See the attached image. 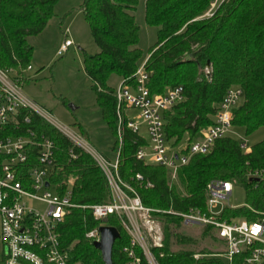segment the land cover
<instances>
[{
	"label": "trees",
	"instance_id": "16d2710c",
	"mask_svg": "<svg viewBox=\"0 0 264 264\" xmlns=\"http://www.w3.org/2000/svg\"><path fill=\"white\" fill-rule=\"evenodd\" d=\"M60 0H0V65L3 68H26L32 59L33 46L28 38L44 30L55 16ZM147 0L145 22L157 28V42L148 51L145 69L150 74L149 90L162 94L168 88H184L185 100L166 112V138L177 146L188 136L200 137L213 123L218 106L230 87L242 89L245 100L233 110V127L243 128L246 135L264 127V0ZM139 0H84L80 6L90 25L91 36L99 48L94 55L84 54L83 70L92 81L96 105L115 138L112 150L119 149L118 119L114 88L107 84L110 75L120 79L132 77L141 63L143 53L136 47L139 27L134 12ZM210 13V15H207ZM206 68H209L207 74ZM28 112L23 110L22 115ZM30 122L21 130L31 129L37 137L47 136L54 143L57 173L53 179L62 184L73 179L74 202L86 205L112 201L110 185L93 157L57 131L49 122L29 113ZM14 132L12 134H20ZM123 139L118 158V174L131 184L143 205L165 211H205L206 186L211 181H229L246 191V207L225 209L223 218L241 216L254 221L264 212V138L244 153L240 143L231 138L215 141L207 154L193 156L178 169L177 185L170 173L158 166L146 165L135 159L143 139L123 127ZM77 158L71 160L70 149ZM259 171L260 177L251 173ZM141 174L153 188L137 181ZM64 185V186H63ZM164 225V247L154 249L160 264H225L221 257L204 256L196 260L194 250L171 251L172 235L180 246L189 245L173 230L180 218L161 213ZM112 225L120 233L112 249L113 264H124L120 250L130 243L116 216L95 221L87 211L74 210L60 229L63 246L71 247L75 260L86 264H104L100 251L85 239L96 224ZM214 234H210L211 232ZM204 235L221 242L214 231L205 227ZM182 242L184 244H182ZM223 245V243L221 242ZM199 254H214L203 249ZM237 256L234 264H239ZM146 264V263H143Z\"/></svg>",
	"mask_w": 264,
	"mask_h": 264
},
{
	"label": "built area",
	"instance_id": "2783aa9c",
	"mask_svg": "<svg viewBox=\"0 0 264 264\" xmlns=\"http://www.w3.org/2000/svg\"><path fill=\"white\" fill-rule=\"evenodd\" d=\"M73 44L71 40H66L59 46L56 55L67 52ZM145 62L137 67L132 77L122 79L118 88L114 89L119 149L113 161L102 157L68 127L57 124L26 96L22 84L31 65L26 68H3L0 65V264H86L75 260L71 247L63 246L61 241L62 225L78 209L87 211L95 221L110 216L118 218L130 239V243L120 250L125 258L124 264H160L158 255L163 257L164 254L159 252L156 255L153 251L161 248L163 241L161 227L152 218L156 213L174 214L186 226L209 227L214 231L223 243V250L217 255L195 254L196 260L212 256L223 258L225 264H234L235 258L241 256L239 264H264V212L257 213L254 221L241 216L222 217L225 209H252L246 204L230 205L235 186L233 182H209L205 188L206 210L190 209L184 213L147 208L135 188L119 177L118 158L123 127L143 139L135 152V159L166 169L172 178H177L178 169L188 164L193 156L209 153L216 140L237 136L232 124L233 110L245 97L240 87L233 86L224 94L213 123L204 128L200 137L190 140L186 136L177 146L168 142L166 112L183 103L186 99L184 88L176 86L168 88L165 93L151 95L148 84L150 74L145 69ZM127 109L137 111L136 116H127ZM23 110L28 114L21 116ZM29 113L58 128L57 131L63 133L74 146L94 158L109 182L112 201L94 205L74 202L73 179L64 181L66 187L60 192L63 183L53 179L57 173L53 141L47 136L37 137L31 129L21 130L30 122ZM143 125L147 130V139L140 131ZM20 131L22 133L12 134ZM240 147L244 153L251 150L247 140H243ZM69 156L71 160L77 158L73 148ZM262 174L259 171L251 173L253 177ZM135 177L145 188H153V184L141 174ZM102 226L109 225L96 224L85 233V239L91 243L100 241Z\"/></svg>",
	"mask_w": 264,
	"mask_h": 264
},
{
	"label": "rangeland",
	"instance_id": "374dc122",
	"mask_svg": "<svg viewBox=\"0 0 264 264\" xmlns=\"http://www.w3.org/2000/svg\"><path fill=\"white\" fill-rule=\"evenodd\" d=\"M83 1L60 0L54 8L55 16L48 21L44 30L40 34L28 38L33 46L30 61L31 70L24 75L25 80L22 88L26 96L45 111L48 117L56 121L57 124L68 127L71 132L77 133L88 146L93 147L102 157L113 161L116 155L112 150L115 138L96 105L92 81L83 70L84 54L89 56L99 52V48L91 36L90 25L86 22L85 15L80 9ZM146 1L139 0L134 12L135 23L139 27V42L136 47L143 53L142 60L148 56V51L158 39L157 28L149 26L145 22ZM221 1L223 0H215L212 3L213 7ZM66 40H71L74 43L73 46L67 52L57 56L56 52L59 46ZM120 80V77L112 74L107 84L116 89ZM244 100L242 99L239 106L243 104ZM125 114L134 118L137 111L127 109ZM79 125L81 129H79ZM233 129L237 133L234 139L239 143L247 140L250 147L260 143L264 138V127L250 135H246L243 128L233 127ZM140 131L147 139L148 134L144 125ZM169 176L171 183L177 185V178ZM233 190L230 205L245 204L246 191L237 185ZM160 214H153L152 218L161 227L162 249L165 245L164 225L166 223H163ZM179 222L177 227H173L171 224L169 228L181 240L183 238L190 244H187L186 247L180 246L181 243L178 244L175 236L172 235L171 251L190 249L199 254L205 248L214 253L211 255H217L223 250L221 242L214 241L208 236L213 234L212 231L209 232L210 234L204 235L205 227L186 226L181 219ZM123 230L126 231L124 228ZM182 244L184 243L182 242Z\"/></svg>",
	"mask_w": 264,
	"mask_h": 264
},
{
	"label": "water",
	"instance_id": "95a60500",
	"mask_svg": "<svg viewBox=\"0 0 264 264\" xmlns=\"http://www.w3.org/2000/svg\"><path fill=\"white\" fill-rule=\"evenodd\" d=\"M120 238L118 229L114 226L100 227V241L93 243L94 248L100 251L104 264H113L112 249L116 240Z\"/></svg>",
	"mask_w": 264,
	"mask_h": 264
},
{
	"label": "crops",
	"instance_id": "0c3cea01",
	"mask_svg": "<svg viewBox=\"0 0 264 264\" xmlns=\"http://www.w3.org/2000/svg\"><path fill=\"white\" fill-rule=\"evenodd\" d=\"M59 2V1H58ZM57 2V3H58ZM57 5V4H56ZM55 8V7H54ZM69 50V49H68ZM147 58H148V56L147 57H145L143 60H141V63H143V62H145L146 60H147ZM122 80V79H121ZM121 80H120V83H121ZM119 83V84H120ZM115 89V88H114ZM101 112V111H100ZM79 129H81V126L79 125ZM115 154H116V152H114ZM115 158H116V155H115ZM115 158L113 159V160H115ZM109 160V159H108ZM110 161V160H109Z\"/></svg>",
	"mask_w": 264,
	"mask_h": 264
}]
</instances>
